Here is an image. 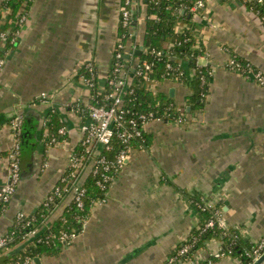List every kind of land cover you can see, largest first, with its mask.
<instances>
[{
  "label": "crops",
  "instance_id": "0c3cea01",
  "mask_svg": "<svg viewBox=\"0 0 264 264\" xmlns=\"http://www.w3.org/2000/svg\"><path fill=\"white\" fill-rule=\"evenodd\" d=\"M3 2L0 28L10 22ZM120 3L31 0L28 5L18 42L0 71V187L7 178L14 143L9 123L16 113L35 109L47 118L52 103L68 133L65 142L52 146L40 125L39 144L22 161V169L35 166L33 174L22 179L0 213V235L9 231L18 212L34 213L65 171L69 150L80 142L82 121L79 113L64 106L90 101L91 91L77 75L89 59L99 71V84H105ZM188 16L193 17V26L180 19L177 29L192 26L194 46L209 53L198 62L213 70L204 105L192 109L188 85L158 80L157 93H169L175 104L185 106L189 121L184 125L149 122L145 133L150 143L134 146L105 201L93 204L84 232L58 255H43L34 264H165L175 247L200 225L193 195L220 207L225 225L238 229L250 245L264 234V86L225 67L237 56L264 72V24L243 0H209L202 11ZM145 30L144 23L137 25L138 47L143 45ZM43 91L52 95L51 103L30 106ZM88 170L89 165L79 182ZM72 195L57 206L51 220L62 214ZM220 247L218 238L206 241L191 259L177 264H205ZM212 264H238V259L216 258Z\"/></svg>",
  "mask_w": 264,
  "mask_h": 264
},
{
  "label": "built area",
  "instance_id": "2783aa9c",
  "mask_svg": "<svg viewBox=\"0 0 264 264\" xmlns=\"http://www.w3.org/2000/svg\"><path fill=\"white\" fill-rule=\"evenodd\" d=\"M28 0H26L27 2ZM209 0H192L190 4L183 6L182 13H199L205 8ZM247 4H252V7L257 5H264V0H243ZM158 3V0H121L119 7V26H122L127 31L123 35L117 34L114 46L112 60L105 76V84H99V71L95 65L94 60L89 59L81 65L77 71L79 79L87 86L91 91L90 101L84 104V108H81L78 103L80 101L76 100L69 104H66L65 108H70V111L79 113L81 118L80 142L71 147L69 150V162L63 174L60 176L58 184L50 191L47 197L44 199L41 205H49L56 196L61 193H65L66 197L72 195V199L75 201L76 205L80 208L84 206V197L86 189L84 187L85 181L89 175L94 176L97 180V184L101 188H107L108 182H110V189L112 187L114 178L123 169L129 160L136 142H139V147H145V132L146 126L151 121H172L177 124L184 125L189 121V113L187 112L185 106L173 104L168 106L162 113L159 111L150 112H139L132 113L130 109L126 108L124 105V95L130 90L134 91L133 79L135 76H143L146 82H142V86L146 84L148 89L157 93V88L159 82L149 79L147 77L148 73L152 70L154 66V61L149 59H140L136 57V50L138 47V34H137V24L133 23V15L138 14L139 22L146 25L148 18H155L156 14H149L148 4ZM26 5V3H25ZM255 5V6H254ZM7 12L8 9H5ZM26 10L23 9L19 14V20L10 21L11 26L8 31L4 30L0 32L1 44H5L8 40L10 30H15L16 35L19 34V28L27 20ZM179 16V13H176ZM181 18H179L180 20ZM178 20V21H179ZM184 30H178L176 27V33H181ZM126 37V41H125ZM15 41V38L12 39ZM169 47L176 43L175 36L169 39ZM142 51H147V47L144 46ZM156 56L162 54L161 50H155ZM130 56L129 59L132 61V67H135V72L131 73L125 66L116 62L115 65V75H111L110 67L114 59H120L121 57ZM209 57V53H204L200 57ZM135 60V61H134ZM6 59H0V71L2 70ZM177 65L172 67L169 63L168 67L170 69L176 70L177 75L183 76L188 74L185 72V62L181 58H177ZM199 64V62H198ZM201 65V64H200ZM225 67L231 71L239 72L245 76L251 77L254 81L262 86H264V72L254 68L252 64L248 63V69H243L239 63L238 58L232 56ZM192 77L195 75V71H190ZM213 73V70L210 72ZM172 76H168L165 80L172 82H177L183 84L181 81H173ZM203 83H205V77H202ZM100 96V98H98ZM207 93H202V97H206ZM53 100L52 95L47 92H41L36 97H34L30 106L37 107L43 103H51ZM52 111H55V106L51 103ZM10 127L12 130V135L14 143L12 149L9 153V164L7 170V178L5 183L0 187V212L3 213L11 200L13 199L17 187L21 182V145L20 138L23 131L24 124V114L22 112L16 113L10 120ZM49 120L44 118L41 123V129L45 132V136L48 138V144L52 146L60 145L62 142L66 141V135L68 133L66 127H61L57 134L50 136L48 132ZM118 140L120 143L119 150L114 154L112 158L107 155L114 149V142ZM89 170L85 176V180H79L81 174H86L85 168L88 167ZM115 171L116 175H111V171ZM106 199V198H105ZM105 199H96L94 203H100L105 201ZM198 207L202 209L213 208L214 216L211 217L203 229L214 227L219 225L220 227L228 228L222 219V209L216 207L210 201H205L201 199ZM32 213L28 214L25 212H18L13 222L15 227L19 220L32 217ZM33 218V217H32ZM37 233L32 231L25 238L27 241L33 234ZM9 232L0 235V247L7 244ZM80 235L77 233L63 232L61 238L65 240L66 243L70 241L71 243L77 239ZM24 241V242H25ZM195 243L192 241L182 245L178 249L175 256L170 257L165 264H177L178 257L186 255L192 252ZM198 251V250H197ZM196 251V252H197ZM195 252V253H196ZM194 253V254H195ZM231 250H224L222 247L214 253L213 258H208L205 264H212L214 259H219L227 256H231ZM264 253V234L254 242L249 248L246 249L245 255L248 257L253 264L256 259H258ZM8 264H34V259L32 256H24L22 258L10 261ZM264 264V262L262 263Z\"/></svg>",
  "mask_w": 264,
  "mask_h": 264
},
{
  "label": "trees",
  "instance_id": "16d2710c",
  "mask_svg": "<svg viewBox=\"0 0 264 264\" xmlns=\"http://www.w3.org/2000/svg\"><path fill=\"white\" fill-rule=\"evenodd\" d=\"M191 1L192 0H158L157 4H148L149 14H156V17L148 18L146 21L143 45L147 47V51H142V54L139 57L141 60L149 59L154 61V66L147 75L149 79L163 81L170 75L172 78H176L173 79V81L179 80L183 84L188 85L192 93L187 99L189 102H191L192 109H199L204 105L205 99L202 97V93L209 92L210 80L213 73H210L212 71L210 65L198 64L200 56L205 52L204 50L197 49L194 46L195 40L191 33L193 17H189L188 12L182 13L183 6L190 4ZM30 2L31 0H28L27 2L26 0H4V8L10 11V21H18L19 14L23 9L26 10L25 12L27 13L28 17V5ZM253 9L257 11L260 20L264 24V5H257L256 7H253ZM176 13H179V16H177ZM132 18L133 23L138 25V14H134ZM179 18L191 22L192 26L181 33H176V27ZM23 25H25V22L19 28L17 27V29L21 31ZM9 28L10 22L6 23L4 27H1L0 32L4 30L8 31ZM15 30H10L8 40L4 44V50L0 51V59H6L9 51H11L16 46L19 34L16 35ZM126 31L127 30L122 26H119V35H123ZM173 36H175L176 43L169 47L166 45V42ZM13 38H15V41H12ZM155 50H161L162 54L160 56H156ZM235 57L238 58L243 69H248V63L245 60L237 56ZM177 58L184 60V68L188 76H186V74L183 76H178L176 70L170 69L168 67L169 63L172 64V67L176 66ZM118 61H120V63H122L131 73L135 72V70H132L133 67L131 59H127L123 56L120 59H114L112 62L110 67L111 75L116 76L114 68L116 62ZM191 70L195 71V75L189 77L191 75ZM203 76L205 77V83H203L202 80ZM142 82H146V79L143 76H135L132 84L134 91L130 92V90H128L124 95V105L126 108L130 109L132 113L150 111H159L162 113L169 105L172 106L175 104L174 99L169 93H154L152 90L148 89L146 84L142 86ZM98 98H100V96H98ZM78 105L81 108H84L83 103L79 102ZM47 119L49 120L48 129L50 136L57 134L58 130L63 126L60 115L56 110L51 111L47 116ZM139 142H136L135 145H139ZM149 143L150 137L145 134V147H147ZM119 144L120 143L118 140H115L114 149L110 152H107V155L110 158H112L119 150ZM22 164L23 162L21 160V169ZM111 175H116L114 170L111 171ZM96 180L97 179L92 175L87 177L84 184L86 192L84 197V206L82 208L78 207L75 201L71 199L70 203L64 209L62 214L51 220V216L57 209V206L66 197L65 193H61L60 195L56 196L49 205H41L34 213H32L33 218L28 217L26 219H21L18 221L15 227L12 225L8 231L9 237L7 244L3 247H0V254L5 253L6 251L23 243L25 238L32 231L42 230V233L28 245V248H24L21 251L15 253L13 256H9L6 259V263L27 255L32 256L33 259L43 255H58L65 245L71 243L70 241L65 243V240L61 238L63 232L77 233L81 235L84 232L85 225L91 215V208L94 204V201L96 199H105L110 191V182L107 183V188H101L97 184ZM192 201L199 211L200 225L199 227H195L190 231L189 236L182 243L177 245V247H175L169 257L175 256L178 249H180L183 244L192 241L195 243L192 252L178 257L176 262L191 259L197 250L206 246V241L218 238L222 241V248L226 251L231 250V256L238 259V264H252L250 259L245 255L246 249L252 244L250 245V242H248L242 236L241 232L238 229L220 227L219 225L203 229L207 221L214 216V209H202L198 207V204L201 202V198H199L198 195H193ZM211 258H213V256ZM203 263L204 262H198L194 264Z\"/></svg>",
  "mask_w": 264,
  "mask_h": 264
},
{
  "label": "water",
  "instance_id": "95a60500",
  "mask_svg": "<svg viewBox=\"0 0 264 264\" xmlns=\"http://www.w3.org/2000/svg\"><path fill=\"white\" fill-rule=\"evenodd\" d=\"M184 13V11H183ZM144 45H140V47L136 50V57L139 58L142 54V50ZM127 59L130 58L129 55L126 56ZM135 70V67L132 69ZM174 89L171 90V94L173 95ZM188 110H191V107H188ZM66 115L62 114L63 121L68 125L69 121L66 118ZM44 115L41 112L36 111L35 109H26L24 112V124H23V131L20 138V145H21V160L24 161L27 159L29 155H32L35 151V148L39 144L38 139V128L40 127ZM35 166H31L28 169H21V181L24 177L33 174ZM42 230L37 231V233L33 234L27 241L20 244L16 249L8 251L5 255L0 257V260H5L9 256H13L15 253L21 251L24 248H28V245L34 241L37 237L40 236ZM66 243V242H65ZM40 258L36 257L35 261H39ZM264 262V253L255 260L253 264H262Z\"/></svg>",
  "mask_w": 264,
  "mask_h": 264
},
{
  "label": "rangeland",
  "instance_id": "374dc122",
  "mask_svg": "<svg viewBox=\"0 0 264 264\" xmlns=\"http://www.w3.org/2000/svg\"><path fill=\"white\" fill-rule=\"evenodd\" d=\"M119 7H120V4H119ZM118 13H119V10H118ZM118 17H119V14H118ZM260 19V18H259ZM93 60V59H92Z\"/></svg>",
  "mask_w": 264,
  "mask_h": 264
}]
</instances>
